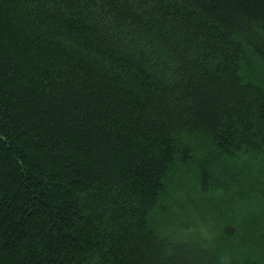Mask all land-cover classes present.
Segmentation results:
<instances>
[{
    "label": "trees",
    "instance_id": "16d2710c",
    "mask_svg": "<svg viewBox=\"0 0 264 264\" xmlns=\"http://www.w3.org/2000/svg\"><path fill=\"white\" fill-rule=\"evenodd\" d=\"M225 254L264 264V0H0V264Z\"/></svg>",
    "mask_w": 264,
    "mask_h": 264
},
{
    "label": "rangeland",
    "instance_id": "374dc122",
    "mask_svg": "<svg viewBox=\"0 0 264 264\" xmlns=\"http://www.w3.org/2000/svg\"><path fill=\"white\" fill-rule=\"evenodd\" d=\"M187 195L197 196L190 192L188 187L183 189L179 187L172 191L167 212L171 219L166 221L168 230L178 239L199 240L205 245L213 246L218 241L222 226V220L209 211L214 205L213 201L205 197L203 204L197 206L199 202L193 204L186 198ZM226 246L227 243L225 244L227 252ZM221 261L224 264L229 263L227 254L221 256Z\"/></svg>",
    "mask_w": 264,
    "mask_h": 264
}]
</instances>
